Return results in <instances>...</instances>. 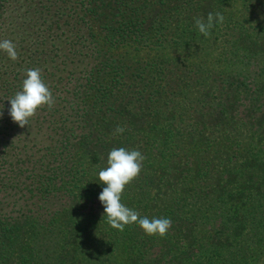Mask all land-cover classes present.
Here are the masks:
<instances>
[{
  "label": "trees",
  "instance_id": "1",
  "mask_svg": "<svg viewBox=\"0 0 264 264\" xmlns=\"http://www.w3.org/2000/svg\"><path fill=\"white\" fill-rule=\"evenodd\" d=\"M3 40L0 194L24 202L0 199V264H264V0H0ZM34 68L55 105L27 146L8 100ZM120 147L145 157L121 202L163 238L103 217Z\"/></svg>",
  "mask_w": 264,
  "mask_h": 264
},
{
  "label": "clouds",
  "instance_id": "2",
  "mask_svg": "<svg viewBox=\"0 0 264 264\" xmlns=\"http://www.w3.org/2000/svg\"><path fill=\"white\" fill-rule=\"evenodd\" d=\"M224 16L220 12H209L206 20L195 18V27L204 37H209L215 24H223ZM0 50L15 61L18 59L16 45L10 40L0 41ZM10 102L9 115L12 121L24 128L29 124L30 118L37 114L38 109L47 106L51 109L55 105V99L48 85L42 79L40 69H28L26 78L22 83V90L18 91ZM2 116V112H0ZM125 128L117 126L113 135L122 134ZM144 155L138 150L126 148H113L107 156V166L99 171V182L106 185L99 195V201L103 205L104 215L108 225L120 232L126 226L138 225L148 236L163 238L171 227L170 218H152L141 216L137 211L128 208L121 202V196L126 186L138 178Z\"/></svg>",
  "mask_w": 264,
  "mask_h": 264
},
{
  "label": "rangeland",
  "instance_id": "3",
  "mask_svg": "<svg viewBox=\"0 0 264 264\" xmlns=\"http://www.w3.org/2000/svg\"><path fill=\"white\" fill-rule=\"evenodd\" d=\"M25 130H26V133H23L20 136L22 137V139H24L23 143H26L27 146H30L31 144H35V145H39L40 146V145H47L48 143H50V138H48L49 133L41 132V129H38V125H33V123L30 122L29 126L26 125L23 128L24 132H25ZM10 135L14 136L13 132H10ZM12 138L15 139L14 137H12ZM26 140L28 142H26ZM21 145H22V143H19V145H17V146L20 147ZM26 153H29V152L26 151ZM37 155H39V153ZM10 194H13V195L8 196ZM10 194H7V196H5V194H3V193L0 194V199H2L3 196H5L4 199L6 201H8L9 203L11 201L15 202L16 199H17V205H15V206H11V205L6 206V205H4L5 206L4 208H6V211H9L10 209H12L14 211V209H17V208H19V206H22V204L24 202V200L20 197L21 193L15 195L14 191H12ZM2 201H4V200L2 199Z\"/></svg>",
  "mask_w": 264,
  "mask_h": 264
}]
</instances>
